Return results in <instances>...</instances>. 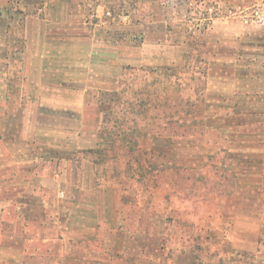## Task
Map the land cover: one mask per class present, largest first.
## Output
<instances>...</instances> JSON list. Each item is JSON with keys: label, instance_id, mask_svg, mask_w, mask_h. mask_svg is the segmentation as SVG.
<instances>
[{"label": "crops", "instance_id": "crops-1", "mask_svg": "<svg viewBox=\"0 0 264 264\" xmlns=\"http://www.w3.org/2000/svg\"><path fill=\"white\" fill-rule=\"evenodd\" d=\"M258 1L18 0V7L14 0H0V174L5 172L0 181L6 180L0 190L5 187L7 192L0 197V264H22L28 253L26 242L34 236L45 241L49 224L61 239L75 229L74 220H64L59 213L70 211L79 191L85 192L83 181L73 182L71 172L73 162L80 159L59 149L71 143V133L84 134L88 128L92 131L87 140L75 139L80 151L109 144L102 129L115 128L114 111L133 113L126 98L136 97V91L147 83L146 76H153L156 62L148 56L151 49L173 54L172 58L164 56L160 70L170 74L166 67H178L184 85L205 81L204 100H197L195 106L202 114L213 115L206 117V126L245 128L230 133L228 140L214 141V146L228 149L244 139L239 143L248 146L246 159L256 157L257 161L240 173L264 178V19L259 22L251 17L255 10L264 15V0ZM195 3L201 10H195L196 25L189 26ZM213 4L219 10L212 17L206 7ZM232 4L244 9V17L226 21L221 9ZM85 29L82 37L78 31ZM175 52L181 62H176ZM188 90L187 85L182 98L190 95ZM191 95L192 100L198 97ZM255 146L260 152L254 155L250 151ZM105 154L87 152L80 161L82 176L91 172L99 180L104 171L110 173L105 176L108 181L96 184L107 192L104 208L113 205L120 217L127 206L124 196L131 190L112 182L118 174L117 159L112 151ZM53 160L62 166L53 174L40 173ZM16 175L25 180L15 182L12 177ZM30 178L36 181L30 183ZM66 180L75 183L72 189L77 194L72 197L62 189ZM138 193L136 187L137 203ZM52 199L57 203L56 215L48 211L56 207ZM7 216L10 219L5 221ZM6 226L8 234L3 233ZM29 226L38 228L31 236ZM131 231L124 232L130 235Z\"/></svg>", "mask_w": 264, "mask_h": 264}, {"label": "rangeland", "instance_id": "rangeland-1", "mask_svg": "<svg viewBox=\"0 0 264 264\" xmlns=\"http://www.w3.org/2000/svg\"><path fill=\"white\" fill-rule=\"evenodd\" d=\"M30 1L37 2V0ZM262 1L259 0L257 4L264 2ZM14 3L20 6L18 0H14ZM195 4L191 8L193 19L189 20V26L196 25L195 10L200 8H197L199 4ZM212 6L215 14L219 9L214 4ZM239 6L232 4L223 7L222 18L227 21L241 17L240 15L244 17L245 11L243 8L239 9ZM214 14L211 16L213 17ZM78 33L83 37L86 29L79 30ZM175 54L176 62H181L179 53L175 52ZM172 55L169 51L164 53V50L148 51L153 64L158 63L152 66L156 67L152 69L153 76L150 78L146 76L147 86L144 91L154 96V99H151L152 103L155 100L160 104L164 95H172L175 92L165 70H160L164 56L172 58ZM181 74L180 69L175 76H182ZM180 84L184 85L181 82ZM194 107L196 109V106ZM156 108V110L161 109L158 106ZM126 119L128 121L124 123L131 122V118ZM88 120L90 121L89 118ZM174 121V118L168 116L159 123L155 120L138 123L140 141L147 139L141 134L143 132L147 134L151 126L149 124H166L165 128L170 129ZM91 131L88 128L84 130V134L79 133V135L77 134L79 130L70 132L71 143L63 144L59 149L62 152L74 153L80 159L73 162L71 172L74 174L73 182L83 181L82 188L85 192L78 190L79 199L70 204L71 210L65 213L61 211V214L66 216L59 213L64 220L66 218L74 220L75 229L69 230L61 239L60 234L58 237L52 232L55 230L53 225H47L46 232L49 233L45 241L34 236L33 240L26 242L28 253L23 258L25 261L22 264H264V178L247 177L240 173L251 169L257 161L255 156L253 159H246L244 154H248V146L239 143H244V139L229 145L225 152V147L222 149L214 146L215 142L226 140L223 138L229 132L220 128L208 129L202 135L188 138H169L168 142L157 138L161 148L166 149L163 154L165 157L162 158V154L153 152V157L147 165H144L146 168L142 169V173L137 171L132 176L136 164H132L130 168H126L121 163L115 164L118 174L112 182L118 184L124 180L130 183V187L133 186L124 196L127 206L118 217L113 205L110 204L112 209L104 208L107 192L102 191V187L96 184V181L102 184L105 180L108 181L105 176L110 173L104 171L99 180H96L91 172L87 177L82 176L81 158L87 153L83 152L84 149L81 152V147L74 142L76 138L87 140L88 132ZM126 133H128L127 140L137 136L136 130L133 133L129 131ZM148 143L144 144L145 148L148 147ZM171 146H175L176 149H169L172 148ZM258 148L260 147H253V151L250 152L255 155L256 152H260ZM227 153L238 156V159L230 158ZM48 157L50 156H45ZM54 161L45 163L40 173H55V169L62 165ZM261 165L264 167V160ZM12 180L20 182L25 178L16 175ZM31 180L30 178V183ZM5 181L1 179L0 184L3 185ZM34 181L36 180H32ZM67 181L63 185L65 188L62 189L66 190L65 195L72 197V194H77V190L72 189L75 183L70 184ZM136 187L140 196L139 203H136ZM4 188L0 190V197L7 195ZM113 195V191H110V201L114 200ZM50 201L51 204H56V207H48V211L50 213L55 211L56 215L57 203L53 202L54 199ZM7 217H3L5 221L10 219ZM139 217L140 221H138ZM120 220L123 223L124 220L126 221L132 230L130 235L119 227ZM111 226L114 231H111ZM37 230L36 226H29L27 232L31 236ZM136 230L149 235L145 239L146 242L148 238H152L150 245L154 248L153 251L145 254L136 252ZM3 233H10L9 226H6ZM140 244L146 247V243L140 242Z\"/></svg>", "mask_w": 264, "mask_h": 264}, {"label": "trees", "instance_id": "trees-1", "mask_svg": "<svg viewBox=\"0 0 264 264\" xmlns=\"http://www.w3.org/2000/svg\"><path fill=\"white\" fill-rule=\"evenodd\" d=\"M194 67L193 73L195 74V64L192 65V68ZM168 71L171 73H167V78L170 81V84L175 88V92L172 93V95H164L162 97V102L159 104L154 100V103L151 102V99H154L151 94H147L145 92V88L147 86V83L142 86L140 91H136V97H134L131 100H128L126 98V104L129 102L132 103V110L133 113H127L126 111L122 112V110H118V112H122L117 115L115 108V117L114 120L116 119V124L114 125L115 128L111 129L109 131L106 130V128L102 129L103 136H107L110 138L109 144L108 145H102L98 148H87L84 149V152H89V153H98L100 156L104 157L106 154L105 152L112 151L114 153V156L116 157L117 163L124 164L126 168H130L132 164H136L135 166H132L135 168V171L133 172L132 176H134L135 172L137 171L139 173H142V171L146 168L144 165H147L149 162L150 158L153 157L152 154L153 152H158L159 154H164L166 152V149L161 148V145L157 143V138H161L162 140H167L169 138H188L189 136H196V135H202L205 133V130L211 129L210 127L206 126V117H211L213 116L212 114L206 113L202 114L201 109L196 107L195 105L197 103V100L203 101L204 100V89H205V81H200V82H195L193 85L189 81L185 85L181 86L180 84V79L181 76H175L177 72L180 71L178 67L175 68H169L166 67ZM177 70V71H176ZM182 83V82H181ZM189 86L190 90V95L188 97L182 98L181 91L185 90L184 88L186 86ZM191 85L194 87V91H191ZM179 86H181L179 90ZM188 90V91H189ZM139 92V93H138ZM137 93L139 96H137ZM146 93V94H144ZM191 94L193 95H198V97L193 96V100L191 99ZM135 103V104H134ZM145 103V105H144ZM182 103V106L180 107ZM118 104L116 107L118 109L120 108ZM136 106V108H135ZM160 107L161 109L158 108L156 110V107ZM152 114H150V112ZM172 117L174 118V123H171L172 125L169 127L170 129H166L165 126L166 124L162 125H157L156 124H149V128L147 131V134L144 132L141 134L142 136H145L147 139L144 141L139 138V132L137 129L138 123L142 124L146 120H155L159 123L160 120L165 119L167 117ZM131 118V123L133 122L132 125L127 126L124 122L127 120L126 118ZM128 121V120H127ZM115 122V121H114ZM146 124V123H145ZM117 125V126H116ZM136 125V126H135ZM148 126V125H147ZM204 129H203V128ZM136 130V138L134 137L132 140H127L126 136L128 133L126 131H129L133 133ZM224 130H228L229 132L226 133V137L223 139L228 140L229 135L244 132V129H227L225 128ZM149 135V137H148ZM167 138H165V137ZM150 140V141H148ZM149 142V143H148ZM145 143H148V147L145 148ZM172 148L169 149H176L175 146H171ZM148 151V152H147ZM226 152V149H225ZM165 156L163 155L162 158ZM143 169V170H142ZM122 186L126 187L127 189L133 187H130V183L125 182L124 180L121 181L120 183ZM137 203V202H136ZM140 217L138 218V221H140ZM121 229L124 231H131L130 227L128 226L127 223H120L119 226ZM137 229V228H136ZM139 230V229H138ZM136 230V233L137 231ZM138 236L141 235V237L136 238V252L140 251L142 254L146 252H151L154 250L153 247H151V241L152 238H148V241L146 242L145 239L149 237L147 233L138 231ZM143 240V241H142ZM140 242L146 243V247L142 246ZM133 246V245H132ZM134 247V246H133ZM25 260H21L20 262L23 263Z\"/></svg>", "mask_w": 264, "mask_h": 264}, {"label": "built area", "instance_id": "built-area-1", "mask_svg": "<svg viewBox=\"0 0 264 264\" xmlns=\"http://www.w3.org/2000/svg\"><path fill=\"white\" fill-rule=\"evenodd\" d=\"M239 9H241V7L239 6L238 7ZM206 11L209 15H212L214 14L213 13V6H209V7H206ZM247 16H245L246 18ZM251 17L257 19V21L261 22L263 19H264V15L260 14L257 10L251 12Z\"/></svg>", "mask_w": 264, "mask_h": 264}]
</instances>
